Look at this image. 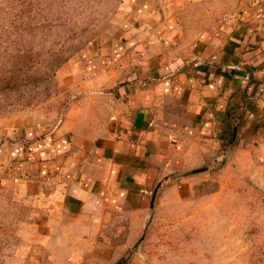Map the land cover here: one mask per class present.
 <instances>
[{
    "label": "crops",
    "instance_id": "obj_1",
    "mask_svg": "<svg viewBox=\"0 0 264 264\" xmlns=\"http://www.w3.org/2000/svg\"><path fill=\"white\" fill-rule=\"evenodd\" d=\"M217 2L186 0L211 19L191 21L192 35L156 9L129 19L122 37L82 53L72 120L0 141L3 181L24 182L20 196L36 206L43 258L60 247L67 264H87L91 246L95 264H114L130 245L113 254L112 238L79 233L130 231L167 182L196 197L221 169L264 168V13Z\"/></svg>",
    "mask_w": 264,
    "mask_h": 264
},
{
    "label": "rangeland",
    "instance_id": "obj_2",
    "mask_svg": "<svg viewBox=\"0 0 264 264\" xmlns=\"http://www.w3.org/2000/svg\"><path fill=\"white\" fill-rule=\"evenodd\" d=\"M212 1L216 7L218 0ZM185 2L0 0V141L13 139L16 129L49 131L72 120L75 101L83 106L77 99L80 84L73 82L88 78L82 53L122 37L129 19L156 9L164 17L177 15L187 35L191 21L200 29L204 19L211 20L205 7L187 8ZM212 25L207 23L208 30ZM3 177L0 172V264H67L60 247L50 252L52 260L48 255L51 263L43 258L36 206L20 196L24 182ZM146 207L148 216L130 217V231L79 234L92 244L104 234L112 238L113 254L130 245L120 264H264V168L259 165L247 173L221 169L209 191L196 197L167 182ZM94 249L90 246L94 252L87 264L99 257Z\"/></svg>",
    "mask_w": 264,
    "mask_h": 264
},
{
    "label": "built area",
    "instance_id": "obj_3",
    "mask_svg": "<svg viewBox=\"0 0 264 264\" xmlns=\"http://www.w3.org/2000/svg\"><path fill=\"white\" fill-rule=\"evenodd\" d=\"M251 5L258 14L264 13V0H251Z\"/></svg>",
    "mask_w": 264,
    "mask_h": 264
},
{
    "label": "trees",
    "instance_id": "obj_4",
    "mask_svg": "<svg viewBox=\"0 0 264 264\" xmlns=\"http://www.w3.org/2000/svg\"><path fill=\"white\" fill-rule=\"evenodd\" d=\"M122 257L116 262V264H120L122 262Z\"/></svg>",
    "mask_w": 264,
    "mask_h": 264
}]
</instances>
